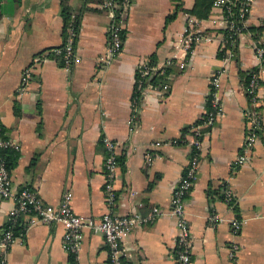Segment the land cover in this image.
Instances as JSON below:
<instances>
[{
    "label": "crops",
    "instance_id": "0c3cea01",
    "mask_svg": "<svg viewBox=\"0 0 264 264\" xmlns=\"http://www.w3.org/2000/svg\"><path fill=\"white\" fill-rule=\"evenodd\" d=\"M101 1H65L70 17L78 18L77 61L63 68L57 57L48 56L31 66L20 91V73L32 58L62 43L60 0H0V124L7 139L20 146L10 169L13 191L29 185L51 205L68 192L75 215L99 218L106 211L100 139L107 136L115 144L117 162L111 212H160L122 237V264H172L175 219L169 198L188 157L187 147L172 141L207 108L210 75L222 68L223 24L213 9L203 18L190 14L195 0H128L120 50L105 59L110 18ZM186 16L209 39L184 56L183 68L166 69L171 75L167 92L153 91L132 106L138 66H162L180 56L175 44ZM263 25L264 0H252L247 26ZM259 34L253 38L247 30L235 39L219 78L221 114L202 129L197 176L184 202L189 264H264V64L257 90L262 128L247 160L234 163L246 129L239 71L257 66L250 42L264 45V30ZM156 141L160 145L152 146ZM223 187L232 194L229 203L221 200ZM13 203L0 197V233ZM215 213L224 221L208 222L207 215ZM232 218L242 220L235 232L227 222ZM61 238L57 222L33 225L10 248L5 264H71ZM233 243L238 253L231 262L227 252ZM75 264H108L101 234L82 231Z\"/></svg>",
    "mask_w": 264,
    "mask_h": 264
},
{
    "label": "built area",
    "instance_id": "2783aa9c",
    "mask_svg": "<svg viewBox=\"0 0 264 264\" xmlns=\"http://www.w3.org/2000/svg\"><path fill=\"white\" fill-rule=\"evenodd\" d=\"M252 0H213L211 9L216 10L219 19L222 22V34L220 49L222 68L215 70L209 78L207 89V108L197 118L195 122L189 124L185 130L180 132L178 138L172 141L175 144H183L188 149V157L183 173L170 194L169 212L175 219V233L172 245V264L190 263V231L189 225L184 215V202L186 196L196 180L201 151V142L203 128H208L217 120L221 114V107L218 96L219 78L223 73L225 64L232 57V45L238 35L246 32L247 17ZM128 0H102L99 6L104 8L110 18L107 28V48L105 59L116 55L121 45V20L123 18L125 7ZM187 25L182 29V34L175 44L180 52L179 57L167 58L162 66H148L141 64L137 68V78L134 80L132 106L137 100L146 94H153V91L167 92L169 88L170 74L166 69L176 65L179 68L184 67V61L192 48L201 41L208 40L200 29L193 28L191 18L187 17ZM76 29L71 23H67L64 28L62 38V65L67 68L72 65L77 58L74 53V38ZM253 55L257 66L250 69L247 82L242 90L247 102V108L244 111L246 129L241 143L240 152L235 158V164L244 163L248 158V152L253 147L262 128V118L260 115V98L257 95L259 88L258 71L264 64V45L255 39L250 42ZM59 49H45L32 58L31 65L26 67L20 73V87L22 91L31 74V66L44 60L52 54L59 53ZM159 74L164 72V80L158 86H151L146 80L153 72ZM145 80V81H144ZM105 150L102 171V192L103 203L106 211L97 219L84 218L75 215L70 208V194L64 192L56 205L47 204L42 201L37 190L29 185L22 186L19 190L13 191L11 171L7 166L5 157L2 154L3 149L10 148L15 152L20 149L19 144L13 139H2L0 135V197L13 200V206L8 211L3 228L0 233V264H5L7 253L14 243L23 241L28 228L36 224H46L57 222L62 226V249L71 258V264H75L76 254L80 248V240L84 229L101 234L106 246L108 264H122V252L120 242L122 237L133 227L151 222L160 214L156 208L146 215L138 213L113 214L112 207L116 203V193L114 180L117 168L115 144L112 140L103 136L100 139ZM152 146H159L160 142H153ZM149 159V155L147 156ZM221 200L229 203L232 200V194L228 188L223 187ZM208 222L217 223L224 221L222 217L215 214H209L206 217ZM232 231H237L242 220L232 218L227 220ZM238 253V247L235 243L228 248L227 258L234 262Z\"/></svg>",
    "mask_w": 264,
    "mask_h": 264
},
{
    "label": "trees",
    "instance_id": "16d2710c",
    "mask_svg": "<svg viewBox=\"0 0 264 264\" xmlns=\"http://www.w3.org/2000/svg\"><path fill=\"white\" fill-rule=\"evenodd\" d=\"M66 0H60V14H61V18H62V24H63V29L65 28L67 23H71L72 26L77 30V26H78V18L77 16H72L70 17L69 13H68V8L67 5L65 3ZM86 1H90V0H86ZM91 1H98V0H91ZM213 0H195L193 8L190 10V14L194 15L197 18H203L206 17L208 12L211 9V5H212ZM246 30L250 31L252 33L253 38H257L258 35H260L259 33H261V30H264V25L263 26H248L246 28ZM64 32V30H63ZM59 49V53L54 55L52 54L51 56H55L59 59V64H62V43L56 47H51V48H47V49ZM149 64H153L151 61L148 62ZM149 66V65H148ZM250 70L247 71H239V75L241 77H243V85L247 82L248 80V75ZM137 73L135 72V76L134 79L137 78ZM164 80V72L159 74V70L153 72V74L151 76H149L146 80V83H155V84H161ZM145 81V80H144ZM187 126H185L184 128H182V130H185ZM0 135L2 137V139H7V135L5 132L4 127L0 124ZM2 154L5 157V160L7 162V166L11 169V167L13 166L15 160L17 159L18 156V152H15L14 150L7 148V149H3L2 150ZM70 258V257H69ZM70 262H71V258H70Z\"/></svg>",
    "mask_w": 264,
    "mask_h": 264
}]
</instances>
